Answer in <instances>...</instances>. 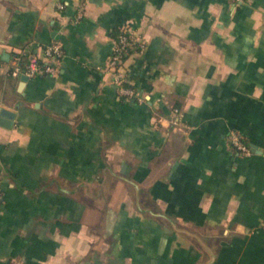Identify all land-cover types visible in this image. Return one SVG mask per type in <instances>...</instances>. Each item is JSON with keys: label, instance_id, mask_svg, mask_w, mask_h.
Here are the masks:
<instances>
[{"label": "crops", "instance_id": "crops-1", "mask_svg": "<svg viewBox=\"0 0 264 264\" xmlns=\"http://www.w3.org/2000/svg\"><path fill=\"white\" fill-rule=\"evenodd\" d=\"M0 106V264H264V0H0Z\"/></svg>", "mask_w": 264, "mask_h": 264}, {"label": "built area", "instance_id": "built-area-1", "mask_svg": "<svg viewBox=\"0 0 264 264\" xmlns=\"http://www.w3.org/2000/svg\"><path fill=\"white\" fill-rule=\"evenodd\" d=\"M243 1V0H238ZM60 9L64 8L63 3H59ZM83 6H80L79 13L76 16L75 21H79L82 18ZM138 45L140 51L145 47L142 37L136 32L131 30L129 26L125 25L121 29V33L116 39L111 56L108 62V70L112 75L113 83L118 87L119 92L126 97H135L137 92L132 86H127L129 83L128 75L125 69V61L128 52L131 48ZM27 55V52H22V55ZM64 55V49L60 42L52 41L43 48L42 57L29 54V62L23 69L18 63L14 69V75L24 74L28 78L45 75H56L58 72L57 64ZM20 57H18V60ZM41 60V62H40ZM231 144L237 152L240 154H249L251 149L249 144L244 140L243 136L238 132H232ZM2 169V162L0 161V174Z\"/></svg>", "mask_w": 264, "mask_h": 264}, {"label": "water", "instance_id": "water-1", "mask_svg": "<svg viewBox=\"0 0 264 264\" xmlns=\"http://www.w3.org/2000/svg\"><path fill=\"white\" fill-rule=\"evenodd\" d=\"M4 55H9L7 53H5ZM29 78L28 76L22 74L21 76V80L22 81H27ZM16 114L6 108H4L3 106H0V126H4V127H11L14 123Z\"/></svg>", "mask_w": 264, "mask_h": 264}, {"label": "trees", "instance_id": "trees-1", "mask_svg": "<svg viewBox=\"0 0 264 264\" xmlns=\"http://www.w3.org/2000/svg\"><path fill=\"white\" fill-rule=\"evenodd\" d=\"M120 33H121V29H120L118 32H116V34H115L116 38H115V39H118ZM139 51H140V47H139L138 45L134 46L133 48H131V49L129 50L126 59H127L132 53H134V52H139ZM28 62H29V58H28L27 55L21 56L20 65H21V67H23V69L26 67V65L28 64ZM40 62H41V60H40ZM126 85H127V86H130V83H128V84H126Z\"/></svg>", "mask_w": 264, "mask_h": 264}]
</instances>
